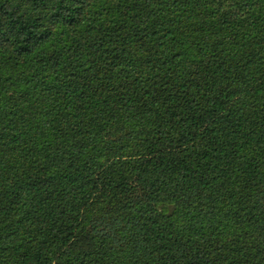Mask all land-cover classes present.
I'll list each match as a JSON object with an SVG mask.
<instances>
[{
    "label": "trees",
    "instance_id": "16d2710c",
    "mask_svg": "<svg viewBox=\"0 0 264 264\" xmlns=\"http://www.w3.org/2000/svg\"><path fill=\"white\" fill-rule=\"evenodd\" d=\"M0 264H264V0H0Z\"/></svg>",
    "mask_w": 264,
    "mask_h": 264
}]
</instances>
